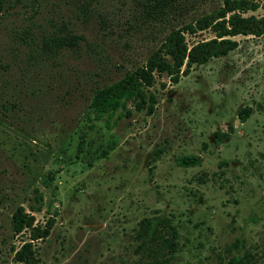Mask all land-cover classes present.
I'll list each match as a JSON object with an SVG mask.
<instances>
[{"label":"rangeland","instance_id":"374dc122","mask_svg":"<svg viewBox=\"0 0 264 264\" xmlns=\"http://www.w3.org/2000/svg\"><path fill=\"white\" fill-rule=\"evenodd\" d=\"M154 1L4 0L0 264H23L13 249L25 240L32 264H132L136 224L152 215L176 227L169 264H225L242 250L246 264H264V34L232 37L233 49L174 84L154 74L150 114L129 103L92 111L97 89L143 65L171 29L222 3L169 0L154 17ZM247 1L256 8L243 15L264 16V0ZM61 23L86 43L44 52L41 38ZM213 132L227 136L216 143ZM191 154L198 164H175ZM19 212L47 226L46 235L14 232ZM236 238L242 244L227 252Z\"/></svg>","mask_w":264,"mask_h":264},{"label":"trees","instance_id":"16d2710c","mask_svg":"<svg viewBox=\"0 0 264 264\" xmlns=\"http://www.w3.org/2000/svg\"><path fill=\"white\" fill-rule=\"evenodd\" d=\"M149 7L154 17L163 16L169 8V0H155ZM4 0H0V10L4 9ZM256 5L247 0H222L221 5L213 8L179 28L171 29L160 46L151 53L143 65L127 72L118 81L103 86L93 94L90 106L97 116L108 115L129 103L135 110H143L150 114L155 98L150 90L154 82V74H165L170 84L177 82L180 75H185L193 65L205 63L208 59L225 54L236 46L232 37L236 35L264 34V16L243 15L247 10H254ZM209 30L212 36L188 42L186 35ZM80 42L86 43L81 34L68 30L61 23L57 32L41 38L40 48L44 52L76 48ZM163 86V83L160 84ZM241 119L242 116L238 114ZM231 129V126H228ZM216 143L227 136V132H213ZM159 150L156 151V153ZM200 161L199 155H178L175 164L180 167H192ZM224 160L218 165L225 164ZM150 170V167L148 168ZM33 216L19 212L12 216V230L16 233L24 228L36 231L29 239L46 235L47 226L33 223ZM177 230L171 218L166 215H152L141 218L134 229L132 238L136 241L133 253L136 259L132 264H169L177 250ZM242 244L234 239L225 247L227 252L237 250ZM14 259L23 264H32L34 258L29 240H25L17 249H13ZM249 252L242 250L237 255H230L225 264H246Z\"/></svg>","mask_w":264,"mask_h":264}]
</instances>
